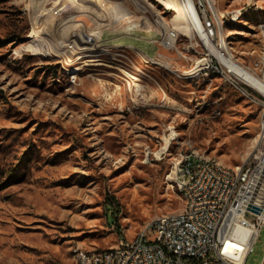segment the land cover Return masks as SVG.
<instances>
[{
    "label": "rangeland",
    "instance_id": "1",
    "mask_svg": "<svg viewBox=\"0 0 264 264\" xmlns=\"http://www.w3.org/2000/svg\"><path fill=\"white\" fill-rule=\"evenodd\" d=\"M138 1L0 0V264H74L78 247L131 240L183 208L170 178L188 154L253 160L250 89L189 71L202 44L178 0ZM205 6L239 63L264 58V0ZM263 260L264 228L245 264Z\"/></svg>",
    "mask_w": 264,
    "mask_h": 264
},
{
    "label": "built area",
    "instance_id": "2",
    "mask_svg": "<svg viewBox=\"0 0 264 264\" xmlns=\"http://www.w3.org/2000/svg\"><path fill=\"white\" fill-rule=\"evenodd\" d=\"M193 1L206 38L198 36L202 57L189 71H197L209 83L217 76L236 80L240 91L250 89V98L261 105L259 122L264 128V58L255 65L233 64V57L224 51L213 53L215 22L224 16L205 6L209 0ZM177 37L168 32L171 45ZM259 148L261 162L255 174H248L250 159L224 170L214 166L212 156H203V163L195 164V154H188L184 163L174 165L170 178L184 202L182 209L144 222L141 233L106 248L105 256L78 247L74 264H245L264 228V142Z\"/></svg>",
    "mask_w": 264,
    "mask_h": 264
},
{
    "label": "bare ground",
    "instance_id": "3",
    "mask_svg": "<svg viewBox=\"0 0 264 264\" xmlns=\"http://www.w3.org/2000/svg\"><path fill=\"white\" fill-rule=\"evenodd\" d=\"M138 1V0H137ZM160 3L164 4L167 6V8H176L178 5L176 3V1L174 0H158ZM139 2V1H138ZM181 7H183L184 9V13L186 14V18L189 22V24L191 25V29H193L195 31V34H197V36H199V38L203 39L206 38V35L204 33V30L202 28V25L200 24L198 18H197V11H196V6L193 0H178L177 1ZM140 3V2H139ZM147 8V7H146ZM145 8V9H146ZM240 16V14H235L232 15V19L236 20L238 19ZM38 23V22H37ZM170 23V22H169ZM219 25V34L221 36V41L216 43V47L215 46H210V49L213 53L217 54V51H224L226 53L227 56L233 57V64H241L239 63L234 56L232 55L233 53L230 50V47L228 45V42L226 41L225 37H224V31H223V25L221 24V20H219L218 22ZM167 25V24H166ZM216 25V22H215ZM181 27V26H179ZM261 27H264V25H261ZM184 28V27H183ZM80 29V28H78ZM175 29V28H174ZM171 30V29H170ZM169 30V31H170ZM192 30V31H193ZM163 31V30H160ZM175 31V30H174ZM168 33V32H167ZM125 35V34H124ZM37 36L35 33L33 34H29L27 35V37H35ZM78 36V34H77ZM194 36V35H193ZM86 37V36H85ZM84 37V38H85ZM116 37V36H115ZM131 37V36H130ZM88 39V38H87ZM92 39V36H91ZM90 41V38L89 40ZM96 41V40H95ZM99 63V62H98ZM97 63V64H98ZM73 72H79V70H81L80 66H75L73 67ZM236 88H238L240 90V85H238V83H236V80H229ZM247 89L248 88H241V90H243L244 92L246 91L247 93ZM248 96V95H247ZM171 138H166L165 139V143L163 145V147L160 149V151L163 150H167L170 142ZM259 142L263 143L264 142V128H262V124L260 126V133H259ZM160 151L157 152V155H159ZM254 154V153H253ZM253 156V155H252ZM253 160H250L248 163V174H255L256 170H257V166L258 164H260L261 162V155H260V148L258 147L256 154H254V158H252ZM185 162V158L180 162V164ZM203 163V157L202 156H198L197 154H195V164H202ZM179 164V165H180ZM214 166H216V168L218 169H224V170H232L233 167H230L228 165H226L225 163L221 162L218 159L214 158ZM138 233H141V229L139 230ZM137 233V234H138ZM136 234V235H137ZM235 246H237L238 248H241L239 244L235 243ZM78 251V250H77ZM95 256H105V250L102 251H95Z\"/></svg>",
    "mask_w": 264,
    "mask_h": 264
}]
</instances>
